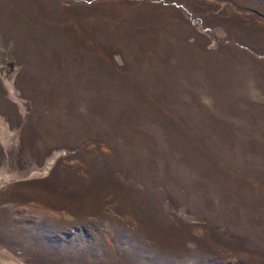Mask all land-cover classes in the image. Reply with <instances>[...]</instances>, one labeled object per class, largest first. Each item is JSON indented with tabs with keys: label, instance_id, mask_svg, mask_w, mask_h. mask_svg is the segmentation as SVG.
<instances>
[{
	"label": "rangeland",
	"instance_id": "1",
	"mask_svg": "<svg viewBox=\"0 0 264 264\" xmlns=\"http://www.w3.org/2000/svg\"><path fill=\"white\" fill-rule=\"evenodd\" d=\"M0 264H264V0H0Z\"/></svg>",
	"mask_w": 264,
	"mask_h": 264
},
{
	"label": "bare ground",
	"instance_id": "2",
	"mask_svg": "<svg viewBox=\"0 0 264 264\" xmlns=\"http://www.w3.org/2000/svg\"><path fill=\"white\" fill-rule=\"evenodd\" d=\"M111 6H112V5H111ZM117 7H118V6H117ZM125 7H126V6H125ZM125 7H124V8H125ZM127 7H128V6H127ZM92 8H93V7H92ZM119 8H120V7H119ZM86 9H87V8H86ZM80 11H81V9H80ZM86 11H87V10H86ZM113 11H114V10H113ZM81 12H82V11H81ZM81 12H80V13H81ZM88 12H89V11H88ZM119 12H121V11H119ZM138 12H139V11H138ZM122 13H123V12H122ZM94 14H95V13H94ZM105 15H107V14H105ZM80 16H81V15H80ZM74 17H77V16H74ZM78 17H79V16H78ZM91 17H92V16H91ZM80 18H81V17H80ZM80 18H79V19H80ZM113 18H114V17H113ZM117 18H118V17H117ZM81 19H82V18H81ZM103 19H104V18H103ZM115 19H116V18H115ZM108 20H109V19H108ZM116 21H117V20H116ZM72 22H73V21H70V24H71V25H73ZM94 22H96V21H94ZM111 22H112V21H111ZM124 22H125V21H124ZM124 22H123V23H124ZM108 23H109V22H108ZM166 23H170V22H169L168 20H166ZM90 24H91V23H90ZM109 24H110V23H109ZM122 25H123V24H122ZM178 29H179V28H177V29L173 32V33H176V34H177L176 37L179 36ZM172 35H173V34H172ZM76 40H77V39H76ZM81 40H82V39H81ZM73 42H74V41H73ZM80 42H81V41H80ZM75 43H76V42H75ZM155 43H156V42H155ZM65 44H66V43H65ZM63 45H64V44H63ZM65 46H66V45H65ZM74 46H75V45H74ZM186 46H187V45H186ZM186 46H185L184 48H187L188 52H193V51L195 50V47H194L192 50H190V49H189V45H188V47H186ZM65 48H66V47H65ZM76 49H77V48H76ZM67 50H68V49H67ZM72 50H73V49H72ZM86 50H87V49H86ZM68 51H69V50H68ZM79 51H80V50H79ZM185 51H186V50H185Z\"/></svg>",
	"mask_w": 264,
	"mask_h": 264
},
{
	"label": "trees",
	"instance_id": "3",
	"mask_svg": "<svg viewBox=\"0 0 264 264\" xmlns=\"http://www.w3.org/2000/svg\"><path fill=\"white\" fill-rule=\"evenodd\" d=\"M2 71H5V73H8L6 66L5 67L3 66Z\"/></svg>",
	"mask_w": 264,
	"mask_h": 264
}]
</instances>
